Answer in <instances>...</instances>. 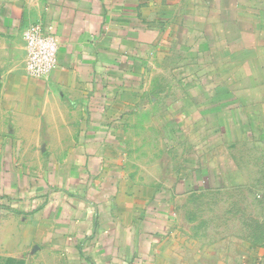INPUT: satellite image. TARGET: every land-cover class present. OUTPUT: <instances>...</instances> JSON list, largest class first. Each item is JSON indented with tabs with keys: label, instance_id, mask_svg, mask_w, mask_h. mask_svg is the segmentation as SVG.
<instances>
[{
	"label": "crops",
	"instance_id": "obj_1",
	"mask_svg": "<svg viewBox=\"0 0 264 264\" xmlns=\"http://www.w3.org/2000/svg\"><path fill=\"white\" fill-rule=\"evenodd\" d=\"M35 25L58 42L45 79L27 72ZM170 86L178 162L155 178L133 141ZM263 93L264 0H0V264H264V167L250 160L264 155ZM223 137L237 176L254 164L247 181L217 180Z\"/></svg>",
	"mask_w": 264,
	"mask_h": 264
},
{
	"label": "rangeland",
	"instance_id": "obj_2",
	"mask_svg": "<svg viewBox=\"0 0 264 264\" xmlns=\"http://www.w3.org/2000/svg\"><path fill=\"white\" fill-rule=\"evenodd\" d=\"M217 63L218 64H223L224 61L223 60H217ZM224 67V65H222ZM167 77V79H161V76L159 77V79H157V84L160 86V82H162L163 84H165V82H168L169 85H175L174 83L176 82V79H172V75H168V76H165L164 75V78ZM212 77V76H210ZM210 77H206V80H209ZM228 76H218L217 79H222L224 80V78H227ZM186 78H189L188 76H186ZM205 78V77H203ZM218 82V81H217ZM216 84V83H215ZM158 89H160V87H158ZM169 93H168V96H166L169 100H167L165 102V104L168 102L169 104V107H162L160 105H155L152 104V105H146L145 107L142 106L143 110L142 111H147V119L144 118V124L145 127L142 128V130H144L143 132V136L146 134V138L144 137H141V136H137L136 139L133 141V143L135 145H138L140 143H143L144 145V148H148V169L151 170V168L153 166H155V168L153 169V174L155 175V178H159V176L162 174V170L159 169V165H162V167H169V168H175L176 167V164L178 162V156H177V151L175 149V147L173 148L174 149V152H169L168 151V147L169 145L170 146H174L175 145V141H176V138H175V131H176V122H171V118H176V115H177V111L182 109L180 108V106H177V103H178V100H177V95L178 97L181 96V92H178L176 91L175 87L173 86H170V89H169ZM190 91V92H189ZM164 93H161L159 91H154V92H151L149 93L148 95V100H155L157 98H161V97H164ZM190 93V94H189ZM206 93V95H205ZM211 93L210 95H214L212 94V92H208V91H205L203 92L202 91V94H200L199 91H194L192 89H186L185 90V94L187 97L189 95V97L193 98L194 96L198 97L201 95V99H207L209 98L208 94ZM241 93H247L246 97L248 98H251L253 100H256L257 98V93L258 92H253V91H249V92H242V91H238L237 92V95H236V98L239 99L240 98V95ZM249 93V94H248ZM262 93V92H260ZM229 92L228 91H220L218 92L217 91V96H218V99L222 100V99H225V98H228V99H232L233 97L229 96ZM264 94V93H263ZM222 98V99H221ZM230 109V108H229ZM224 110H228V109H225ZM172 111V112H171ZM187 111V110H186ZM249 111L252 112V117H256L258 116V118H260L262 115L264 116V111L262 112V115L260 113L257 112L256 110V107L254 106V108H249ZM227 114H231L232 115V112H229L227 113L226 111L224 112L223 116H226ZM246 113H242V115L238 114L236 117L238 118L239 120V125H236V132L235 133H239V134H242L244 135V138L241 140V141H245L246 140V137L249 135V132L250 129L249 128V121H246V116H245ZM228 116V115H227ZM226 116V117H227ZM245 116V117H244ZM169 117L168 121H167V118ZM147 122V123H146ZM146 123V124H145ZM143 125V126H144ZM253 126V125H251ZM229 127V128H228ZM225 128L230 131H232L234 129V126H231V125H227V122L225 121V119H221L220 121V124H218V133L219 134H222L224 133V130ZM167 130H169V132H174L173 136L170 134L168 135L167 133ZM221 132V133H220ZM161 133H167V135L169 136V139H166L164 140H161L159 136ZM225 135V134H224ZM227 135V134H226ZM170 136H172V139H170ZM238 137H241V136H238ZM231 140V139H230ZM163 141V144H161V142ZM167 141V143H166ZM188 141V140H187ZM226 141H228V139H224L221 138V139H217V146H218V155H217V167H219V170L222 169L221 171H217V180L222 182V180L224 181L225 179H223V175L226 173L225 170H231V169H235L236 168V165H234L233 163V160H231V153L224 147ZM168 145V146H167ZM162 148L164 149V151L162 150ZM236 151H242L244 154H246L248 152L247 150V147H243V146H240V149H236ZM249 155V154H248ZM251 159L254 163V161H256L254 164H261L260 161H263V167H264V155H261V154H252V156H250ZM249 157V158H250ZM245 159V158H244ZM259 159V160H258ZM188 161H190V159H187ZM242 161L241 164H242V167L243 169L246 168L245 171L247 172H243V178H241V173H239V176H237L238 172H236L234 170L233 172V178H235L236 180V177H239L237 178L238 180L240 181H247L248 180V175H255L256 172L255 170L253 169H250L249 167H253L254 164H251L248 166L249 163H251L252 161ZM233 164V165H231ZM225 169V170H224ZM150 170L148 172H150ZM173 172V171H172ZM236 176V177H234ZM252 180V182L256 179H253V178H250ZM249 179V180H250ZM264 180V168L262 170V173H261V181L262 182ZM256 190L258 192H256L258 195H260V197H263L264 196V182L262 185H259ZM264 208V207H263ZM247 211L249 212V214L252 216H256L254 212H258V215H261L262 213V209L260 207H257L255 210L253 208H250L249 207V210L247 209ZM250 212H253V213H250ZM248 214V215H249ZM48 257V254H46V257Z\"/></svg>",
	"mask_w": 264,
	"mask_h": 264
},
{
	"label": "built area",
	"instance_id": "obj_3",
	"mask_svg": "<svg viewBox=\"0 0 264 264\" xmlns=\"http://www.w3.org/2000/svg\"><path fill=\"white\" fill-rule=\"evenodd\" d=\"M27 45V72L35 79H45L58 64L56 37L45 32L41 26L30 27L25 33Z\"/></svg>",
	"mask_w": 264,
	"mask_h": 264
}]
</instances>
